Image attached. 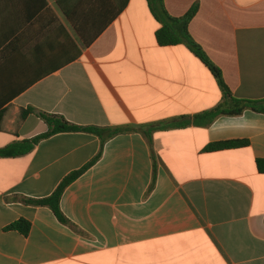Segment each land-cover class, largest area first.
<instances>
[{
  "label": "crops",
  "instance_id": "crops-1",
  "mask_svg": "<svg viewBox=\"0 0 264 264\" xmlns=\"http://www.w3.org/2000/svg\"><path fill=\"white\" fill-rule=\"evenodd\" d=\"M165 5L173 17L197 5L189 31L232 93L264 98V0ZM73 21L97 38L85 45ZM103 22L110 23L96 33ZM61 25L77 57L74 44L66 49ZM161 27L148 0H127L121 11L114 0H0V39L17 30V44L4 59L0 50L6 74L23 83L55 70L9 103L0 147L46 132L39 112L113 127L195 116L217 106L223 93L209 67L184 43L159 45ZM36 36L50 40L37 46L39 39L31 41ZM237 139L249 144L206 150ZM99 153L61 198L76 229L48 206L15 199L50 196ZM260 158L264 113L251 109L208 126L158 130L151 140L141 131L104 144L89 132L52 135L27 155L0 157V264H264ZM20 219L31 223L28 235L8 228Z\"/></svg>",
  "mask_w": 264,
  "mask_h": 264
},
{
  "label": "trees",
  "instance_id": "trees-1",
  "mask_svg": "<svg viewBox=\"0 0 264 264\" xmlns=\"http://www.w3.org/2000/svg\"><path fill=\"white\" fill-rule=\"evenodd\" d=\"M114 2L116 4H119V11H121L125 8L127 0H114ZM148 3L153 15L159 20V22L162 23V27L156 33V38L159 45L166 46L180 43L186 44L193 51V53L209 67V69L217 79L223 93V100L214 108L196 114L195 116H180L171 120L139 126L124 125L113 127H101L95 125H80L67 120L63 115L60 114L39 112L38 115L46 122V124L48 125V130L33 138L14 141L6 146L0 147V157H18L27 155L35 149L36 145L41 140L61 132L93 133L98 135L102 139L103 144L105 141L115 137L118 134L127 133L131 131H141L147 136L149 140H151L153 133L158 130L181 128L190 125L208 126L219 116H236L242 114L245 110L248 109L259 113H264V98L243 99L236 97L227 85L222 70L210 59L203 47L198 44L192 37L189 31V24L197 14V5H194L183 16L173 17L168 13L166 9L165 0H148ZM71 23L80 34L81 40L84 42L85 45H89L92 41L97 38L96 35H85L83 28L82 26H80L79 22L73 21ZM107 23L110 22L101 23V27L98 28L96 33H100L103 29V26L107 25ZM60 27L64 32L66 49L68 50L69 43L74 44L76 48L75 56L77 57L79 55V50L75 45L71 35L63 25H61ZM16 32L17 30L13 29H8L4 31L2 38L0 39V50L2 59L6 57L10 48L17 44L15 40L16 34H14ZM33 40H38V43L35 45L40 46L41 42H46L50 40V38L48 39L45 36L42 39L40 38V36H36L32 38L31 41ZM2 59L0 64V131L3 129L4 126V120L9 109V103L22 91L30 87L37 80L41 79V77H44L45 75H47V73H52L53 71H55L43 70V72L39 73V75H34L27 79V82L22 83L21 81H19V77H10L8 73L6 74L7 70L2 64ZM18 73L19 71L17 72V74ZM33 111L34 109L32 108L28 110H23L21 114V119H25ZM248 144L249 142L247 140H224L209 144L206 147V150L216 151L227 148L247 146ZM101 154L102 153H99L92 161H90L83 168L76 170L66 176L50 196L44 198H30L18 195L15 197V199L27 205L48 206L53 210L54 214L59 219V221L76 229L75 224H73L71 220H69V218H67V216L62 211L61 198L68 185H70L75 179H77L81 174H83L91 165L95 164L100 159ZM257 168L260 173H264V158H260L257 160ZM156 171L157 166L156 163H154V179L156 176ZM8 228L19 230L23 234L28 235L31 230V223L25 219H20L12 223L10 226H8Z\"/></svg>",
  "mask_w": 264,
  "mask_h": 264
}]
</instances>
